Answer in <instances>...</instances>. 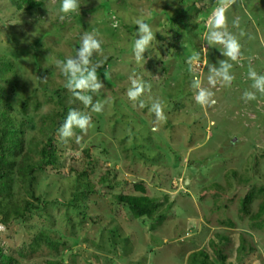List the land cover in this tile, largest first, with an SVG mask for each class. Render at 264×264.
I'll return each instance as SVG.
<instances>
[{
    "label": "rangeland",
    "instance_id": "rangeland-1",
    "mask_svg": "<svg viewBox=\"0 0 264 264\" xmlns=\"http://www.w3.org/2000/svg\"><path fill=\"white\" fill-rule=\"evenodd\" d=\"M35 1L39 9L25 12L15 0H0V54L13 62L17 79L16 86H7L10 113L21 127L24 148L44 129V118L63 110L59 93L70 110L89 116L90 124L86 133L74 127L66 139L54 134L57 161L37 173L39 208L8 224L0 215L2 253L13 257V264L49 259L188 264V255L200 249L215 259L209 241L225 236L229 260H235L244 237L255 247L247 264H264V215L251 219L264 198V93L254 86L264 77V0H236L226 12L227 31L241 45L235 61L223 45L204 36L217 0H110L106 9L103 0H78V10L66 15L59 11L62 0ZM187 5V19L197 33L191 31L190 38L186 32L175 34L178 26L170 21L177 7ZM237 17L239 27L233 24ZM137 18L154 35L139 62L133 50ZM85 32L101 43L102 51L94 50L86 67L96 68L102 87L81 94L90 95L93 105L103 104L99 113L65 87L70 75L64 76L56 63L68 58L80 63L77 50ZM194 53L200 59L189 65ZM221 62L231 65V83L217 75L224 71ZM131 79L144 85L136 100L127 95ZM201 88L213 94L209 105L197 103ZM245 92L256 99L246 101ZM155 103L162 105V120L152 111ZM135 182L145 185L159 204L157 211L166 212L161 222L135 219L115 200L116 194L132 192ZM76 183L86 193L82 213L71 201ZM250 191L257 197L246 214L241 200ZM40 232L60 241L57 249L43 242L33 246Z\"/></svg>",
    "mask_w": 264,
    "mask_h": 264
},
{
    "label": "trees",
    "instance_id": "trees-1",
    "mask_svg": "<svg viewBox=\"0 0 264 264\" xmlns=\"http://www.w3.org/2000/svg\"><path fill=\"white\" fill-rule=\"evenodd\" d=\"M16 7L19 10L30 12L39 9L40 2L35 0H15ZM103 6L109 8L110 0H103ZM167 10V9H166ZM190 11V6L177 7L174 13L170 16V21L175 23L178 28L174 33L180 35L186 32L187 37L194 31L193 24L187 19V14ZM165 12V10H164ZM205 13V12H204ZM192 28V29H191ZM194 42L193 39H191ZM195 43V42H194ZM12 60L0 54V215L1 221L8 224L13 220H22L30 215L34 209L39 206L35 202H41V197L35 193V183L37 173L45 171L47 168L54 166L57 157L53 143L57 141L55 133L65 122L71 106L63 100V95L60 93L59 104L63 110L55 112L54 116H47L44 129L40 130V134L34 136L29 142L28 148H24L22 130L18 126L11 110L10 94L8 85L16 86V74L13 73ZM26 101H23V106L26 108ZM59 119L57 121V119ZM23 124V123H22ZM78 179H75L76 182ZM19 185L17 190L14 187ZM132 192L119 193L115 195V200L120 204L127 206L131 215L135 219H140L143 216L151 217L153 221L161 222L166 212L157 211L159 204L154 198L148 196L147 189L142 182H135ZM73 192L72 203L75 209L82 213L85 204L82 203V198L86 193L81 189V185L76 183ZM259 191H263L262 188ZM257 196L254 191L248 192L241 200V210L248 214L249 205ZM158 212V213H157ZM156 214V215H155ZM156 217H153V216ZM264 215V198L259 202L258 209L251 216L252 220L259 219ZM227 241V237L220 236L218 241L211 239L209 241L210 248L213 250L215 259L211 258L209 253L204 250H196L188 255V264H247L249 255L255 252V247L247 244L242 237L235 248V260H229L228 256L223 252V245ZM46 243L52 249H57L60 241L54 240L45 232H40L35 239L34 245L39 247L41 243ZM32 246V247H33ZM16 260L2 253L0 250V264H13ZM45 264H67L62 260L49 259Z\"/></svg>",
    "mask_w": 264,
    "mask_h": 264
},
{
    "label": "clouds",
    "instance_id": "clouds-1",
    "mask_svg": "<svg viewBox=\"0 0 264 264\" xmlns=\"http://www.w3.org/2000/svg\"><path fill=\"white\" fill-rule=\"evenodd\" d=\"M235 3L236 0H217V5L212 10L207 22L208 31H206L204 34L209 43L223 45L225 54L233 61L238 59L241 45L236 36L227 31L226 12ZM79 7L80 5L78 0H62L59 11L60 13L66 15L77 11ZM60 19L63 20L64 15H61ZM134 23L138 26L137 35L139 38L135 40L133 50L135 58L139 62L143 58L142 53L149 47L150 43L154 39V35L150 25L146 23L143 18L135 19ZM233 24L235 27H239L238 17L233 21ZM31 35L35 36L33 33ZM241 35H244V33L241 32ZM21 42L24 43L25 41L22 40ZM27 42L31 43L30 40ZM94 50L101 52V43L93 33L85 32L81 38V47L77 50V55L80 57V63H77L72 58H68L66 61L58 60L56 63L57 66L62 65V74L64 76L70 75V79L65 84V87L68 90H71L72 94L77 99L82 101L85 107L91 105L92 111L99 113L103 109V104L100 101H97L93 105L92 97L90 95L81 94V92L84 90L99 92L102 87V85L97 82L96 68L93 67L91 70H89L86 67L90 62L89 57L92 55ZM199 59V54L194 53L188 58L189 65L195 61H198ZM221 63L224 64V71L222 73H217V75H222L224 81L231 83L234 77L230 76L227 71L231 65L225 64V62ZM249 74L253 78L256 76V73L251 68L249 69ZM105 76H107V74H105ZM199 83V81L196 82L197 87H199ZM208 83L215 86L216 81L211 76H209ZM254 86L260 87V91L264 93V77H261ZM143 92L144 85L136 79H131V87L127 92L129 99L136 100L143 94ZM212 95L213 94L211 92L201 88L200 92L196 96L197 103L200 105H209V98ZM243 98L248 101L256 99V96L251 92H245ZM212 103L215 102L212 101ZM152 111L156 113L158 119H164L163 108L160 103L153 104ZM89 124V116L83 115L75 109H71L68 112L65 122L58 129V132L60 133L62 139H66L67 137L73 135L74 127H77L86 133ZM80 139V137L77 138V143L80 142Z\"/></svg>",
    "mask_w": 264,
    "mask_h": 264
}]
</instances>
